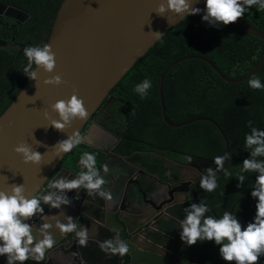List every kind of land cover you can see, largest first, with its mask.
<instances>
[{
	"label": "water",
	"instance_id": "water-1",
	"mask_svg": "<svg viewBox=\"0 0 264 264\" xmlns=\"http://www.w3.org/2000/svg\"><path fill=\"white\" fill-rule=\"evenodd\" d=\"M162 3L166 6V0H64L48 40L56 55L55 72L48 74L41 69L38 71L36 82L28 79L22 91L0 118V191L7 192L13 185H23L26 195H31L40 193L47 185L46 179L56 173L55 177L62 174L75 175L65 168L58 171L68 154L57 157L54 148L59 141L67 139L75 132L84 139L83 145L103 155L100 175L105 180H116L119 176L115 183L109 182L103 186V190L112 192L111 201H106L98 192L88 197L84 189L80 190L79 200L73 199L72 207L66 211L68 215L79 220L83 227L89 229L88 244L79 246L74 233L65 234V237L61 238L54 230L53 234L58 243L49 249L45 260L47 264H52V260L55 264L198 263L202 244L198 241L194 246L184 245L180 239L181 230L177 221L184 218L183 209L189 206L188 196H185L187 200L183 205L182 199L177 200L159 219L152 218L140 223L138 217L131 218L128 212L131 206L136 205L137 198L130 197L126 187L138 169L117 153L121 143L119 137L112 135L114 142L101 150L86 142L90 131L83 133L91 121L92 126L96 125L95 116L99 109L134 66L184 20L172 12H167L164 17L157 15L156 11ZM193 6L203 9L204 0H197ZM232 25L246 35L264 42L263 32L241 20ZM157 32L161 34L158 39L154 38L153 34ZM192 60L207 64L223 82L240 85L262 71L264 54L256 69L239 80L226 77L213 62L200 56H189L175 61L161 77L159 96L165 124L172 129H181L197 122L210 123L223 137L226 153H229L230 142L215 120L195 118L181 124H173L167 118L165 81L175 67ZM56 75L63 80L60 86L44 83L46 79ZM73 94L84 101L89 117L83 122L75 121L64 132L55 130L50 126L51 120H58L59 117L52 111V105L59 100L69 99ZM45 113L51 120L45 118ZM21 144H27L34 151L44 155L41 165L24 163L23 157L15 152V148ZM105 163L109 165L108 173L102 170ZM228 164L229 162H226V168ZM212 165L215 170L216 166L214 163ZM202 193V189L194 193L193 202L199 203ZM69 197L74 198L75 192L69 193ZM250 197L238 201L232 210L235 211L238 204ZM45 214H56V210L49 211L45 206ZM237 217L243 224L250 221L242 212L237 213ZM114 229L119 231L121 239L129 242V253H125L122 258L118 257V253L108 258L98 245L99 242L114 239L117 235ZM118 246L119 241L113 240V247ZM108 255H112L111 249H108Z\"/></svg>",
	"mask_w": 264,
	"mask_h": 264
},
{
	"label": "trees",
	"instance_id": "trees-1",
	"mask_svg": "<svg viewBox=\"0 0 264 264\" xmlns=\"http://www.w3.org/2000/svg\"><path fill=\"white\" fill-rule=\"evenodd\" d=\"M64 0H8V3L30 15L21 28L17 43L43 45L48 43L57 12ZM247 25L264 33V11L255 7L240 19ZM264 54V42L248 36L233 25L216 29L202 23L200 15L190 16L169 31L149 53L143 57L113 90V95L136 109V117L121 134L123 140L117 153L131 164L137 165L153 176L164 178L165 169L148 151L161 148L187 151L189 154L211 161L226 153V145L219 131L210 123L197 122L181 129H172L163 121L159 96L163 73L175 61L189 57H204L228 78L239 80L252 73ZM23 53L13 55L0 50V118L22 91L28 79L21 73L26 64ZM35 68V66H34ZM264 82V68L257 75ZM145 78L152 82L148 95L141 98L134 88ZM168 120L181 124L195 118H211L218 122L230 142L232 160L228 164L231 176L221 175L219 187L214 193H203L202 201L214 212L223 214L245 197L255 177L245 174V186L238 187L236 176L241 173L243 160L248 158L244 150V136L253 126L264 129V90H253L248 83L230 85L205 63L197 60L184 62L168 75L164 87ZM95 152L101 169L103 156L81 144L68 154V167L76 171L82 152ZM170 154V152H168ZM175 157V156H174ZM257 159H264L259 157ZM86 171V169H84ZM256 201L252 197L238 204L236 212H242L252 220ZM34 264V263H33ZM43 264V262H42ZM197 264H226L220 258L219 246L213 242L202 244ZM264 264V260L261 261Z\"/></svg>",
	"mask_w": 264,
	"mask_h": 264
},
{
	"label": "clouds",
	"instance_id": "clouds-1",
	"mask_svg": "<svg viewBox=\"0 0 264 264\" xmlns=\"http://www.w3.org/2000/svg\"><path fill=\"white\" fill-rule=\"evenodd\" d=\"M197 0H166L156 11L157 15L164 17L167 12L175 13L181 18L200 15L202 23L216 29L225 28L236 23L253 7L256 11H264V0H204L203 9L194 7ZM154 38L161 37L160 33H153ZM23 57L27 63L23 65L21 73L31 81H37L38 71L52 74L57 67L56 55L51 44L29 45L23 49ZM35 66V68H34ZM49 86H60L63 83L59 75L44 81ZM253 90H264V82L253 75L247 81ZM152 82L145 78L134 88L143 99L147 97ZM52 111L59 119L51 120L45 113V118L51 120L50 126L55 130L64 132L75 121H85L89 112L85 103L73 94L67 100H59L52 105ZM246 126L250 129L244 136V150L248 158L241 164V173L236 176L238 187L245 186L246 173L255 177L251 189V197L256 201V212L251 221L243 224L237 217L236 211L224 210L223 214L213 212L208 204L202 200L199 203L191 202L183 209L184 218L179 222L180 239L186 246H194L199 241L201 244L213 242L219 246L220 258L226 264H261L264 260V129L253 126L249 120ZM78 132L59 141L54 148L56 156L63 157L84 143ZM38 143H40L38 141ZM15 152L23 157L25 164L41 165L43 156L39 151L33 150L27 144L15 148ZM189 163L192 157H187ZM232 160L231 153L217 155L211 160L215 167L203 170L199 179V188L205 193H214L219 187V175L231 176L226 168V162ZM77 166L81 169L79 174L66 175L46 179L47 188L44 194L35 193L26 195L23 185H13L10 191H0V258L6 264H42L47 259L49 249L57 245L58 239L53 234L54 230L61 238L65 234L74 233L79 246H85L89 241V229L83 227L79 220L67 214L66 209L72 207L73 199L79 200L80 190L84 189L88 197L98 192L106 201L113 200L110 190H103L107 181L100 175L95 152L84 151L81 153ZM86 169V171H84ZM104 173L109 172V165L102 166ZM74 177V178H73ZM75 192V197L70 198L69 193ZM187 198H182L183 205ZM45 206L49 211L56 210V214L46 215ZM114 239L99 242V248L107 254L108 258L120 254L122 258L129 253V242L121 239L119 231ZM113 240L119 241L118 247H113ZM111 249L112 255H108ZM187 264V262H184Z\"/></svg>",
	"mask_w": 264,
	"mask_h": 264
},
{
	"label": "flooded vegetation",
	"instance_id": "flooded-vegetation-1",
	"mask_svg": "<svg viewBox=\"0 0 264 264\" xmlns=\"http://www.w3.org/2000/svg\"><path fill=\"white\" fill-rule=\"evenodd\" d=\"M29 19L30 15L22 9L9 4L8 0H0V50L10 52L15 56L23 53V49L29 44L17 43L16 40L21 28ZM95 117L96 125L92 126L93 121H91L83 133L90 131L86 142L103 150L106 145L114 142L112 135L120 139L123 138L121 134L135 119L136 109L129 103L121 101L112 93ZM93 150L98 152L95 149ZM147 154L158 161L162 165V169L166 171L164 178H159L141 169L128 182L126 192L130 197L135 196L137 198L136 205L131 206L128 213L131 218L138 217L140 223L149 221L152 218H161L171 205L185 196H188L189 203L193 202L194 193L200 190L199 179L203 170L209 167L214 170L212 161L199 158L187 151H172L157 147L148 151ZM189 156L192 157L191 163L187 159ZM67 158L68 156L60 165L59 172L64 168L69 169ZM69 170L71 171V169ZM72 172L77 174L76 171ZM118 180L119 176L116 177V180L106 179L107 183H115ZM46 188L47 185L40 192L41 195L44 194ZM202 194L199 196L200 200H202ZM131 247L133 246L131 245ZM33 263L30 262V264ZM0 264H6V260L0 258ZM43 264H47V262L44 261ZM52 264H55L53 260Z\"/></svg>",
	"mask_w": 264,
	"mask_h": 264
},
{
	"label": "rangeland",
	"instance_id": "rangeland-1",
	"mask_svg": "<svg viewBox=\"0 0 264 264\" xmlns=\"http://www.w3.org/2000/svg\"><path fill=\"white\" fill-rule=\"evenodd\" d=\"M122 140H123V138L121 139V141H122ZM128 162H129V161H128ZM129 163H130V162H129ZM132 165L135 166V167L138 169V172L141 171V169H142L141 167H139V166H137V165H134V164H132ZM143 170H144V169H143ZM136 173H137V172H136ZM134 174H135V173H134ZM155 177H156V176H155Z\"/></svg>",
	"mask_w": 264,
	"mask_h": 264
}]
</instances>
